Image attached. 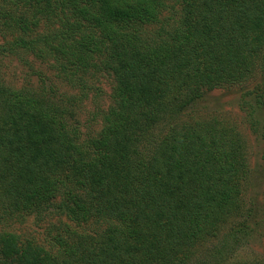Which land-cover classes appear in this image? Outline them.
Returning <instances> with one entry per match:
<instances>
[{
    "label": "trees",
    "instance_id": "16d2710c",
    "mask_svg": "<svg viewBox=\"0 0 264 264\" xmlns=\"http://www.w3.org/2000/svg\"><path fill=\"white\" fill-rule=\"evenodd\" d=\"M21 54L115 84L82 142L62 107L0 80V208L84 228L50 249L0 232V264H228L247 220L219 237L249 211L248 159L201 106L242 87L264 134V0H0V56Z\"/></svg>",
    "mask_w": 264,
    "mask_h": 264
},
{
    "label": "rangeland",
    "instance_id": "374dc122",
    "mask_svg": "<svg viewBox=\"0 0 264 264\" xmlns=\"http://www.w3.org/2000/svg\"><path fill=\"white\" fill-rule=\"evenodd\" d=\"M50 62H42L26 54L7 55L5 58L0 56V80L17 90L43 94L62 107L67 112L70 127L77 129L82 142L98 138L103 128V114L113 103V73L108 70L97 73L91 69L89 74L92 72L94 79L90 76L86 83H72L54 62ZM244 92L242 87L210 92L201 111L206 116L217 117L237 128L248 159L249 176L244 195L249 211L245 213L244 219L232 220L229 225H225L219 237L222 239V234H228L232 226L234 229L239 228L247 220L246 235L240 236V248L231 256L228 264H264V134L257 135L250 128L248 113L245 111L249 109L244 105L248 99ZM257 119L262 127L264 112L257 114ZM18 213H10L5 207L0 208V232H10L22 242L29 241L46 249H50L53 238L59 233L58 229L61 234H66V228L81 233L84 231V228H77L76 224L65 218L39 221L34 217H27L19 223ZM217 241L216 238L213 243Z\"/></svg>",
    "mask_w": 264,
    "mask_h": 264
}]
</instances>
